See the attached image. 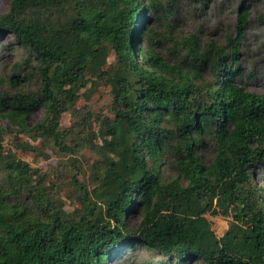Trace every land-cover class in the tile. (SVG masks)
Segmentation results:
<instances>
[{"label":"trees","instance_id":"16d2710c","mask_svg":"<svg viewBox=\"0 0 264 264\" xmlns=\"http://www.w3.org/2000/svg\"><path fill=\"white\" fill-rule=\"evenodd\" d=\"M172 10L155 0H9L0 13V37L24 52L0 78L14 87L0 91V118L15 127L0 124V264H111L138 246L162 254L159 264H264V180L254 181L264 90L236 80L247 9L241 0L223 44L174 35ZM100 84L109 101L93 110L85 101ZM34 107L43 113L30 124ZM66 111L73 120L61 125ZM5 132L34 154L94 152L83 156L91 186L75 171L68 183L58 176L70 184L65 203L50 174L4 149ZM206 213L229 216L221 234Z\"/></svg>","mask_w":264,"mask_h":264},{"label":"rangeland","instance_id":"374dc122","mask_svg":"<svg viewBox=\"0 0 264 264\" xmlns=\"http://www.w3.org/2000/svg\"><path fill=\"white\" fill-rule=\"evenodd\" d=\"M146 2L148 0H141ZM164 4L169 3L173 8V15L176 17L178 25L175 27L174 35L184 36L188 33H194L199 40V44L207 40H214L217 43L223 44L226 34L234 35V25L236 21V11L241 0H155ZM247 9L248 23L245 27V33L242 41L240 42L238 51L239 66L242 69L241 74L236 78L237 82L247 90L263 91L264 90V0H242ZM9 0H0V13L6 10ZM0 42L4 43L0 52V78L9 71L11 64L18 61L24 52L19 45L14 44L9 35H1ZM143 46V42L141 43ZM163 58L171 57L163 49V46L156 49ZM107 60H112V55L107 56ZM206 76V73H204ZM23 86V85H21ZM17 87V86H16ZM14 87H10L7 82L1 84L0 91L11 93ZM108 85L100 84L96 90L93 91L87 101L93 110L104 108L109 101V95L107 94ZM84 100L80 97L76 105L83 103ZM43 110L41 107H34L27 115L28 123L32 124L42 116ZM73 119L70 112L66 111L62 114L60 119L61 125H68ZM0 124L6 129L13 130L12 126L5 119L0 118ZM12 133L5 132L4 139L2 140V146L4 149L10 147L15 152L16 157L26 161L29 166L37 167L42 171L50 174V178L54 181V185L58 184L60 188V195L65 203H68V199L65 196L66 191L70 190V184L68 183L71 172L75 171L77 180L90 187L87 180V170L85 169L83 156L94 157L95 153L87 149L86 147H80L78 152L61 153L58 151H52L49 147H44L42 150L46 155L41 152H34L30 150H22L15 148L12 145L11 139ZM20 140H27L32 144H39L38 139L32 138L19 133ZM213 150V144L210 140H207L202 153L203 159L206 161L210 158ZM77 158V161L72 162V158ZM74 163V165H73ZM71 170L68 172V170ZM165 172L170 174L171 169L165 167ZM66 178L65 183H61ZM68 180V181H67ZM264 180V167L255 169L254 181L261 184ZM264 188V185H263ZM21 202L27 203L28 197L20 194L16 196ZM68 206V205H66ZM207 218L210 221V226L216 234H221L223 229L228 224L229 216L213 215L206 213ZM138 214L132 213L128 222L130 225H134L138 221ZM164 256L157 251L147 250L144 247L138 246L132 250H126L121 253L116 261L111 264H159L158 261L163 260ZM173 264V263H172ZM185 264H199L198 261L187 262Z\"/></svg>","mask_w":264,"mask_h":264}]
</instances>
